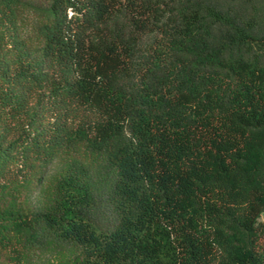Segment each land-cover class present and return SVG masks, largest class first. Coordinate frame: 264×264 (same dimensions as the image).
I'll return each mask as SVG.
<instances>
[{
    "label": "trees",
    "instance_id": "1",
    "mask_svg": "<svg viewBox=\"0 0 264 264\" xmlns=\"http://www.w3.org/2000/svg\"><path fill=\"white\" fill-rule=\"evenodd\" d=\"M264 0H0V264H264Z\"/></svg>",
    "mask_w": 264,
    "mask_h": 264
},
{
    "label": "rangeland",
    "instance_id": "2",
    "mask_svg": "<svg viewBox=\"0 0 264 264\" xmlns=\"http://www.w3.org/2000/svg\"><path fill=\"white\" fill-rule=\"evenodd\" d=\"M259 220H260L261 222H264V213H262V214L260 215Z\"/></svg>",
    "mask_w": 264,
    "mask_h": 264
}]
</instances>
